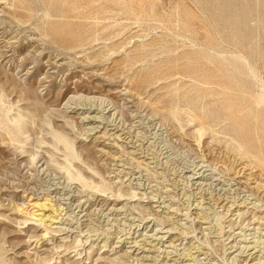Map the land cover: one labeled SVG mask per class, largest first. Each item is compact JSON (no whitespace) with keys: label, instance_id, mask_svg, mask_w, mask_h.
I'll return each instance as SVG.
<instances>
[{"label":"rangeland","instance_id":"1","mask_svg":"<svg viewBox=\"0 0 264 264\" xmlns=\"http://www.w3.org/2000/svg\"><path fill=\"white\" fill-rule=\"evenodd\" d=\"M196 69L224 78L232 117L203 101ZM83 104L133 147L91 138ZM233 160L264 185V0H0V264H264V202ZM46 194L62 211L42 237L17 207ZM142 224L177 240L119 256ZM252 243L256 260L235 247Z\"/></svg>","mask_w":264,"mask_h":264},{"label":"bare ground","instance_id":"2","mask_svg":"<svg viewBox=\"0 0 264 264\" xmlns=\"http://www.w3.org/2000/svg\"><path fill=\"white\" fill-rule=\"evenodd\" d=\"M242 75H243L242 72H236L232 76V79H234L235 82H238V79H240L239 77H241ZM188 76H190L193 79L192 81H193V83L196 86L195 89L198 92H203V94H202L203 101H206V102L207 101L216 102L217 104H219L222 108H224L227 111L226 113L229 116L232 117V115H233V113L235 111L232 110V105L230 104V101H229V88L223 84L224 83L223 82L224 81V78H221V76L220 77H218V76L216 77L215 75H212L210 73L204 72L202 70H197V69H196V71L193 74H190V75L188 74ZM124 92H125V94L129 95L130 97H133V95L135 96V94L132 91L128 90V89H125ZM75 109H76L75 110L76 112H78V113L80 112V113L83 114V116L81 117V120H83V122H85V124H90L89 127L87 126L88 127L87 128V131L88 130L90 131L91 138L98 139L99 142H100V144L103 145L104 147L109 148V149L116 148L117 147L113 142H106V141L103 140L104 135L107 134V133H108L109 140H112L113 141V139H112V137H113L114 140H116V142L120 141V143L124 144V147L125 148L126 147H128V148H132L133 147V145L130 143V141L129 140H126L124 137H121L120 134L117 133L114 128H110L107 131L106 128H104L105 126H102L101 125L102 122H100L99 116H97L95 114V113H98L97 112L98 111L97 109L95 110V109H93L91 107H87L84 104L82 106L76 107ZM109 130L111 132H109ZM52 135H53V137L57 141H61L63 143V145H64L65 148L70 149V145L68 144V142L66 141V139H64L62 136H60L56 132H52ZM203 142H205V141H203ZM99 152L102 153L103 156L109 157L110 159L112 158L115 161L117 160L118 157H120V156L117 157L116 156V153H114L113 151L110 152V151H105L103 149H100ZM220 161H221V159H220ZM225 162H226V160H225ZM117 163H118V161H117ZM122 164H120V163L117 164V166L120 167V169H117V171H119L120 173L122 171H124V168H127V167H125ZM219 164H220V162H219ZM222 164H223V162H222ZM227 169H229L230 175L232 176V178L234 180H236V183L237 184H239L240 186H242L246 190H248L253 195V198L258 199L259 201L264 202V185H262L261 183H259L258 181H256L254 179V177H252V171L253 170H252V167H251V165L249 163H247L245 161H242V160H233V161L230 162V164H229V166H228ZM203 172L204 171L202 169L200 171L192 172L190 175H188V178H190V180L192 181V184H195V186H196L197 184H200L201 183L200 180H202L203 177H207L206 174H204ZM127 173L128 174H131V172H126V174ZM208 174L210 175V173H208ZM78 178H79V180L82 183H85V180L81 176H79ZM198 187H199V185H198ZM250 197H252V196H250ZM55 198H57V197H55ZM55 200L56 199L53 198V195L51 196L50 194H46V195H42V196H39V195L38 196H31L30 195V196H28L26 198V202H25V205L24 206L22 205L20 207H17V209H18L17 211H19L20 214H22L24 216L25 221H27V220H34L37 224L44 225L45 228H44V230H43V232L41 234V236L43 237L47 233H49V231H48V229L46 227H51L53 224L59 222V220H60V216H61V213L60 212L62 211V206H60L61 203L59 204ZM234 206L240 207V206H242V204L240 202V204H235ZM250 207L253 208L252 206H250ZM117 208H113L112 210L116 211V210H118ZM246 208L244 209V211L245 210L247 211ZM171 209H172V207H171ZM169 210H170V208H169ZM257 213H258V211H257ZM253 215L255 217H253ZM253 215H252V217H253L252 218V222L255 224L256 222H258V219H261V217L255 215V213H253ZM63 218H66V217H63ZM262 218H264V217H262ZM258 224H260V221L258 222ZM68 230H67V232H68ZM149 231L150 232L152 231V232L150 233ZM131 234L123 235V237H121V236L120 237H117L118 240H117L116 243H118V245H116L115 248L117 249L116 252H120L121 251V254L119 256H123V255H126V254H133L134 256H136L137 258H139L140 260H146L148 258V256L145 255L144 253H146L148 251H151L152 249H155V246L156 245L160 244V246L164 248L161 251L163 252V254H165L168 251L166 249L169 248V247H172L174 245L173 244L174 241L177 240L176 234H175V232L171 228H166L164 230H162L161 228L152 229L151 226H148V225L143 226V224L140 225V226L138 225L137 226V229L133 233H131ZM244 239L241 238V240L246 243V241ZM252 242L254 243V241H252ZM249 245H241L240 244L239 246H235V247H238V249H242V248L248 249L249 252L247 253V255L249 257L253 258L254 260H256V257H255L256 256V248H257L256 246H258V245L257 244H253L252 246H251V244H249ZM165 256L167 257V254ZM193 258H194L193 256H188V258L186 257V260L189 259V261H190ZM194 259H193V261H194ZM258 259L259 258H257V261H255L254 264H259ZM183 264H192V262H186V263H183Z\"/></svg>","mask_w":264,"mask_h":264}]
</instances>
